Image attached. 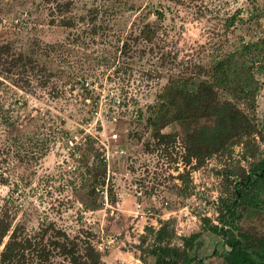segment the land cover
I'll return each mask as SVG.
<instances>
[{
    "label": "rangeland",
    "instance_id": "1",
    "mask_svg": "<svg viewBox=\"0 0 264 264\" xmlns=\"http://www.w3.org/2000/svg\"><path fill=\"white\" fill-rule=\"evenodd\" d=\"M73 1L80 15L95 5L117 7L119 13L109 23L127 30L146 22L150 38L128 39L132 50L121 56L114 38L107 40L112 46L96 36L82 34L76 39L72 29L50 24L41 0H0V45L8 43L12 53H29L48 69L58 73L60 68L64 74L60 72L43 88L34 86L35 79L34 87L20 88L0 73V175L9 182L0 183V205L11 184L17 183L14 194L25 206L47 212L72 234L89 235L100 260L84 259L83 264H155L149 252L153 234L147 227L158 229L162 221L173 228L174 245H181V236L200 233L189 250L195 257L190 264H227L231 248L222 234L208 227L220 225L223 212L235 232L264 237V202L250 211L237 208L236 219L225 209L237 202L233 190L239 189L235 183L241 173L264 159V0ZM156 11L163 17L157 18ZM229 18L232 24L227 27ZM255 41L262 46L255 62L259 89L252 106L245 100L237 102L258 128L255 155L245 154L242 145L235 144L198 168L195 162L185 165L183 130L178 124L163 129L177 133L176 141L157 146L146 124L147 106L168 79L207 78L218 59ZM53 45L57 50L49 58L46 53ZM52 81L63 87L60 96L52 95ZM82 82L95 93L89 96L82 91ZM37 107L61 115L76 140L91 134L106 159L103 190L93 186L88 174L81 177L84 169L71 144H50L37 164L30 159L27 144L24 149L14 145L16 134L2 121L9 116H37ZM84 147L79 153L86 152ZM88 159L91 163V153Z\"/></svg>",
    "mask_w": 264,
    "mask_h": 264
},
{
    "label": "trees",
    "instance_id": "2",
    "mask_svg": "<svg viewBox=\"0 0 264 264\" xmlns=\"http://www.w3.org/2000/svg\"><path fill=\"white\" fill-rule=\"evenodd\" d=\"M41 1L46 6L50 24L72 29L76 39H80L82 34L90 38L96 36L101 38L103 44L108 42L111 46L113 43L107 41L110 38L119 43L122 41L121 44L113 45L121 56L132 50L128 39L150 38L151 28H147L146 22L127 30L116 22L109 23L119 13L117 7L95 5L86 10L85 15H80L74 11L73 0ZM155 14L157 18L163 17L161 11H156ZM231 22L230 18L227 19L226 26H230ZM261 47L256 41L242 45L240 49L226 54L212 64L210 74L204 79L188 76L179 80L170 77L157 93L155 102L147 106L146 124L155 144L160 147L175 142L177 133L163 132V129L170 124H178L183 130L182 160L185 165L195 162L194 167L198 168L207 158L223 153L235 144H241L245 154L254 156L258 128L252 117L237 102L245 100L249 106L254 103L259 89L255 78L259 66L255 62L259 59ZM56 50L54 45L51 46L46 56L51 58L50 52ZM11 51L8 43L0 45V73H6L13 84L20 88L33 86L32 79L36 80L34 86L43 88L60 72L64 75L60 68L57 69L58 73L50 70L29 53ZM52 59L54 60L53 57ZM58 59L64 61L65 57L59 55ZM195 83L196 86L185 85ZM62 84L64 86L65 81ZM84 84H80L82 91L90 96L94 90ZM51 90L56 97L64 92L63 87H58L53 81ZM0 107L2 108L1 104ZM35 110L38 112L37 116L29 115L24 119L9 116L2 121L5 128L16 134L14 145L24 149L27 144L31 150L30 159L37 164L49 152L50 144L57 141L62 142L65 147L71 144V148L75 150V159L80 168L84 169L80 173L81 177L88 174L93 186H99L103 190L107 184L106 159L98 147H95L91 134L85 133L81 137L82 142L76 140L65 129V120L61 115L52 116L49 110L38 107ZM25 121L29 123L24 124ZM27 124L31 125L26 126ZM80 131L82 132L81 129ZM84 146L86 152L79 153ZM89 153L93 156L91 163ZM0 183L8 184V178L0 175ZM235 184L239 187L238 190H233L237 202H230L225 209L228 214L235 215L236 219L238 209L250 211L264 202V159L244 170ZM11 187L0 205V264H83L85 260H100V253L92 245L89 235L80 231L72 234L58 225L55 219H51L47 212H41L37 207L25 206L20 197L14 194L18 184L13 183ZM33 219L37 221L36 225L31 224ZM204 220L208 222L207 219ZM219 220L220 225L211 224L208 227L213 232L222 234L231 248L232 255L227 258V264H264V237L235 232L234 223L227 220L224 212ZM147 230L153 234V245L149 252L154 256L155 264H190L195 260L189 250L200 236L199 232L181 236V245H174L171 243L174 230L170 228L168 221H162L158 229L147 227Z\"/></svg>",
    "mask_w": 264,
    "mask_h": 264
},
{
    "label": "built area",
    "instance_id": "3",
    "mask_svg": "<svg viewBox=\"0 0 264 264\" xmlns=\"http://www.w3.org/2000/svg\"><path fill=\"white\" fill-rule=\"evenodd\" d=\"M114 136H116V135H114Z\"/></svg>",
    "mask_w": 264,
    "mask_h": 264
}]
</instances>
